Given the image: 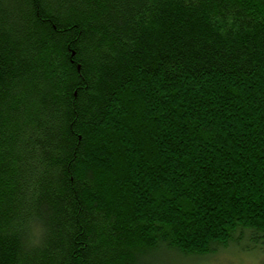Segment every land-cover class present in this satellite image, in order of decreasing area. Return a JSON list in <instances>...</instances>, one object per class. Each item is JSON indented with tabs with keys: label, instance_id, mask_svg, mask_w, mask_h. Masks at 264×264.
I'll return each mask as SVG.
<instances>
[{
	"label": "trees",
	"instance_id": "obj_1",
	"mask_svg": "<svg viewBox=\"0 0 264 264\" xmlns=\"http://www.w3.org/2000/svg\"><path fill=\"white\" fill-rule=\"evenodd\" d=\"M241 241L264 244V0H0V264Z\"/></svg>",
	"mask_w": 264,
	"mask_h": 264
},
{
	"label": "rangeland",
	"instance_id": "obj_2",
	"mask_svg": "<svg viewBox=\"0 0 264 264\" xmlns=\"http://www.w3.org/2000/svg\"><path fill=\"white\" fill-rule=\"evenodd\" d=\"M160 256L158 259L160 264L171 263L170 258L167 263V259ZM171 259L178 264H264V244L241 241L232 243L228 248L221 249L211 256L187 258L176 255Z\"/></svg>",
	"mask_w": 264,
	"mask_h": 264
}]
</instances>
